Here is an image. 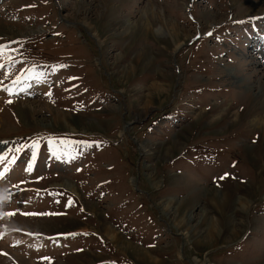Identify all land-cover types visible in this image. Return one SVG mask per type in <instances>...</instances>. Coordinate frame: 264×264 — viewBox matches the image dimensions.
I'll return each instance as SVG.
<instances>
[{"label":"rangeland","instance_id":"obj_1","mask_svg":"<svg viewBox=\"0 0 264 264\" xmlns=\"http://www.w3.org/2000/svg\"><path fill=\"white\" fill-rule=\"evenodd\" d=\"M261 30L264 0H0V264H264Z\"/></svg>","mask_w":264,"mask_h":264},{"label":"bare ground","instance_id":"obj_2","mask_svg":"<svg viewBox=\"0 0 264 264\" xmlns=\"http://www.w3.org/2000/svg\"><path fill=\"white\" fill-rule=\"evenodd\" d=\"M171 28L172 29H174V25H172L171 26ZM253 57V56H252ZM157 86V85H156ZM158 88V87H157ZM263 121H264V119H262ZM262 120H259V121H262ZM264 123V122H263ZM145 150H149L147 147H145V148H143V151L145 152ZM152 178V177H151ZM65 184V183H64ZM66 186H68V187H71V185L70 184H68V183H66L65 184ZM167 206V205H166ZM167 208V207H166ZM186 219H188L187 217H184L182 220H181V222H184ZM181 222H179L178 223V226H180L182 223ZM212 230H213V228H215V227H212V224H211V227H210ZM187 233V231H185L184 232V234H186ZM106 234H107V236H109L111 239H114L115 241L117 240V233L114 231V230H112L111 228H107L106 229Z\"/></svg>","mask_w":264,"mask_h":264},{"label":"crops","instance_id":"obj_3","mask_svg":"<svg viewBox=\"0 0 264 264\" xmlns=\"http://www.w3.org/2000/svg\"><path fill=\"white\" fill-rule=\"evenodd\" d=\"M257 218V222H261L262 224H264V217H260V216H256ZM256 228H254L253 229V231L255 230ZM257 237L259 238V239H261L262 238V233H258V235H257Z\"/></svg>","mask_w":264,"mask_h":264},{"label":"snow or ice","instance_id":"obj_4","mask_svg":"<svg viewBox=\"0 0 264 264\" xmlns=\"http://www.w3.org/2000/svg\"><path fill=\"white\" fill-rule=\"evenodd\" d=\"M0 55H3L2 50H0ZM0 67H2V65H0ZM4 159H7V157H0V161H2ZM2 176H3V173H0V177H2Z\"/></svg>","mask_w":264,"mask_h":264}]
</instances>
